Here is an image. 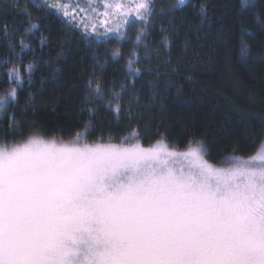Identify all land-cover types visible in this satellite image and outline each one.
<instances>
[{
  "label": "trees",
  "instance_id": "trees-1",
  "mask_svg": "<svg viewBox=\"0 0 264 264\" xmlns=\"http://www.w3.org/2000/svg\"><path fill=\"white\" fill-rule=\"evenodd\" d=\"M150 3L146 20L98 39L34 0H0V144L136 132L144 147L200 142L214 165L262 148L264 0Z\"/></svg>",
  "mask_w": 264,
  "mask_h": 264
},
{
  "label": "snow or ice",
  "instance_id": "snow-or-ice-1",
  "mask_svg": "<svg viewBox=\"0 0 264 264\" xmlns=\"http://www.w3.org/2000/svg\"><path fill=\"white\" fill-rule=\"evenodd\" d=\"M52 6L69 16L68 4ZM98 6L123 7H71ZM150 11L139 0L140 18ZM137 136L89 144L84 133H37L0 146V264H264V147L225 168L200 142L181 151Z\"/></svg>",
  "mask_w": 264,
  "mask_h": 264
},
{
  "label": "rangeland",
  "instance_id": "rangeland-1",
  "mask_svg": "<svg viewBox=\"0 0 264 264\" xmlns=\"http://www.w3.org/2000/svg\"><path fill=\"white\" fill-rule=\"evenodd\" d=\"M34 1L54 9L55 12L58 15H60L67 23L71 24L73 27L82 31L86 35L98 39L106 38L110 35H118L122 31L125 23L128 20L131 19L143 20L140 18L139 13L137 12V3L139 2V0H100V5L104 3H120L123 5L120 12L118 13L109 12L108 15L104 14L106 10L102 6H98L95 13H93L92 11L80 12L77 9L71 7L72 5L78 4L80 8H87L89 0H34ZM54 2L57 4H68L70 9L69 16L67 17L64 16L62 11L58 10L57 8H54L52 6ZM91 2L95 3L96 0H91ZM150 2L151 0H149V4L151 5ZM117 28H119V32L115 31ZM109 29H112V31H109ZM0 103L3 102L0 101ZM43 137L45 139H52V137H45V136ZM0 146H3V144H0ZM262 147H264V145ZM260 150L261 148L254 154L247 156L246 158L241 160L249 159L250 157L256 155ZM232 162L233 160L224 164H215V166L226 168L229 167Z\"/></svg>",
  "mask_w": 264,
  "mask_h": 264
}]
</instances>
